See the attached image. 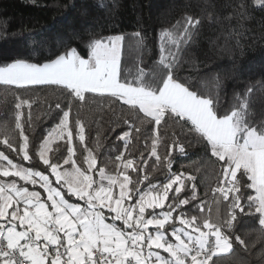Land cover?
Returning a JSON list of instances; mask_svg holds the SVG:
<instances>
[{"label":"snow or ice","instance_id":"6c2138e0","mask_svg":"<svg viewBox=\"0 0 264 264\" xmlns=\"http://www.w3.org/2000/svg\"><path fill=\"white\" fill-rule=\"evenodd\" d=\"M238 7L241 14L247 11L243 3ZM250 7L264 11V0H252ZM199 24L200 20L187 16L182 30L179 21L173 29H163L158 60L147 71L137 67L133 74L125 68L122 74L125 36L118 34L92 38L86 44L87 58L77 47L68 46L46 62L17 59L5 63L0 66V85H14L18 89L54 85L67 90L79 102L85 101L86 93L107 95L143 112L156 129L162 122L182 123L220 163L222 179L213 192L219 194L217 206L221 201L227 202L225 217L213 221L210 215H201L198 222L197 215L189 216L182 210L197 199L196 178L171 172L172 146L164 157L169 170L166 182H150L143 191L140 186L149 176L139 175L147 165L142 154L137 162L125 159L123 153L117 155L115 175L103 167L97 170L92 149L84 144V123L78 118L70 120L71 103L64 109L57 103L56 108L62 112L60 122L49 131L37 153L47 174L34 170L35 166L14 163L0 151V177L13 178L7 182L0 179V264H213L214 257L232 250L233 241L244 245L239 235L229 234L238 215L258 214V222L264 226V122L256 124L248 118V95L252 89L237 97L238 103L225 111L216 97L199 94L178 74L181 47L192 39V30ZM132 35L142 48L141 33ZM16 99L15 127L23 141L20 158L31 163L29 137L23 132L20 111L25 105L31 108V104L19 96ZM133 127L139 134L140 128ZM73 129L87 152L83 157L86 169L78 166L75 159ZM156 129L150 137L149 158L155 157L158 167L161 156L157 146L161 139ZM54 134L67 145L62 163L59 158L53 161L47 155ZM118 139L124 141L127 150L131 131H124ZM3 143L16 152L8 139ZM173 145L180 154L185 153L178 139ZM63 165L71 168L61 170ZM129 169L138 174L135 182L128 174ZM93 171L99 179L94 178ZM245 177L246 189L254 194L242 197L239 193ZM185 180L189 182L191 195L181 197ZM37 185L46 193L43 198L41 191L35 189ZM117 187L118 193L114 195ZM72 197L83 205L70 202ZM197 207L202 214L204 202ZM109 217L111 223L107 222ZM117 222L122 223L118 226ZM150 227L154 231H149Z\"/></svg>","mask_w":264,"mask_h":264},{"label":"trees","instance_id":"16d2710c","mask_svg":"<svg viewBox=\"0 0 264 264\" xmlns=\"http://www.w3.org/2000/svg\"><path fill=\"white\" fill-rule=\"evenodd\" d=\"M240 3L247 8L243 14L238 7ZM251 3L252 0H0V66L17 59L46 62L62 54L68 46L77 47L87 58L89 49L86 44L92 38L123 34L122 74L125 68L133 74L137 67L147 71L158 60L161 31L173 29L178 21L181 25L179 30H182L184 19L191 16L200 20V24L192 30V39L181 47L179 53L178 74L182 81H187L199 94L216 97L225 111L236 105L237 97H243L251 88L248 118L259 124L264 122V11L250 7ZM136 32L143 37L142 48L138 47L132 35ZM74 36L79 39H74ZM17 96L29 100L31 104V108L25 105L20 110L23 113V132L29 137V155L33 156L31 163L20 158L23 141L20 130L15 127ZM57 103L61 109L71 103L70 120L78 118L84 123V144L92 149L97 170L103 167L107 173L115 175L119 164L115 160L117 155L123 153L125 159L137 162L142 154L147 165L139 175L149 176L140 186L143 191L150 182H166L169 170L164 157L172 146L171 172H183L196 178L197 199L183 206L182 210L189 216L197 215L198 222L201 215H210L213 221L225 217L227 202L221 201L217 206L215 201L219 199V194L213 192L220 186L221 166L199 137L182 127V123L172 121L167 125L162 122L156 129L143 112L107 95L86 93L85 101L79 102L67 90L54 85L31 86L28 89L0 85V151L17 164L45 171L37 153L49 131L60 122L62 112L56 108ZM133 125L140 128L139 134ZM153 129L159 132L161 139L157 146L161 156L158 167L155 166V157L149 158L150 137L155 135ZM73 131L77 165L86 169L83 157L87 152L75 136V129ZM124 131H131L127 150L124 141L118 139ZM5 139L13 144L16 152L8 149L3 143ZM177 139L184 146V154H180L178 147L173 145ZM66 148L64 140L57 139L48 157L53 161L59 158L62 163L67 154ZM63 168L70 169L71 166L63 165ZM92 174L99 179L96 171ZM128 174L135 182L138 174L130 169ZM239 177L240 173L237 174ZM184 182L186 187L181 197L191 195L189 182ZM246 182L245 177L239 193L242 197L254 194L246 189ZM25 186L33 189L31 185ZM35 189L39 191L36 186ZM40 191L43 198L46 193L42 189ZM70 202L83 205L75 197ZM201 202H204L202 214L197 207ZM125 203L127 205L128 202ZM108 222H112L110 217ZM121 223L117 222V225ZM262 229L264 226L259 224L258 214L238 215L233 232L229 234L239 235L244 245L233 241L232 250L214 257L213 264H264ZM149 231L154 229L150 227ZM169 239L172 238L169 236ZM162 253L167 256V253Z\"/></svg>","mask_w":264,"mask_h":264},{"label":"rangeland","instance_id":"374dc122","mask_svg":"<svg viewBox=\"0 0 264 264\" xmlns=\"http://www.w3.org/2000/svg\"><path fill=\"white\" fill-rule=\"evenodd\" d=\"M48 137V136H47ZM46 137V138H47ZM58 138H56L55 137V134L53 135V138H52V140H51V142H50V144H49V147L51 148V146H52V144H53V142L54 141H56ZM49 153V152H48ZM48 153H47V155H48ZM5 165H6V161L5 162H3ZM15 163V162H14ZM22 166H24V165H22ZM25 167V166H24ZM64 169H67V168H63V169H61V170H64ZM69 169V168H68ZM0 179H2V180H4L5 182H7V181H10L11 179H13L12 177H9V178H4V177H0ZM15 179H17V182L19 183V184H23V182L22 181H19V179L18 178H15ZM37 187V189H39V186L37 185L36 186ZM31 190V189H30ZM41 189H39V191H40ZM42 192V191H41ZM116 193H118V187L117 188H115L114 189V195L116 194ZM74 203H77V202H74ZM108 222V221H107ZM155 250V249H154ZM158 251H160L161 252V255H163V253H162V250H158Z\"/></svg>","mask_w":264,"mask_h":264}]
</instances>
